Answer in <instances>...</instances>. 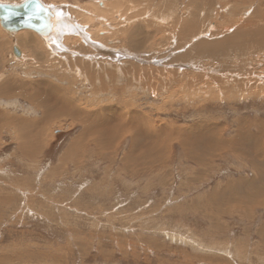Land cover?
<instances>
[{
  "label": "rangeland",
  "instance_id": "1",
  "mask_svg": "<svg viewBox=\"0 0 264 264\" xmlns=\"http://www.w3.org/2000/svg\"><path fill=\"white\" fill-rule=\"evenodd\" d=\"M41 1L76 28L0 21V264H264V0Z\"/></svg>",
  "mask_w": 264,
  "mask_h": 264
},
{
  "label": "bare ground",
  "instance_id": "2",
  "mask_svg": "<svg viewBox=\"0 0 264 264\" xmlns=\"http://www.w3.org/2000/svg\"><path fill=\"white\" fill-rule=\"evenodd\" d=\"M63 12V11H62ZM61 14V12L59 13L58 11H57V18H59V21H58V23H57V25L55 26V28H54V32L56 31V33H57V35H61L63 32H64V30H66L65 31V33H68L67 31L68 30H70V29H72V28H76L75 26H72L71 24H70V22L68 23H66V19L65 18H63V15H60ZM60 17H62V21H61V19H60ZM66 23V24H65ZM1 27V26H0ZM1 29V28H0ZM24 29H26V28H24ZM23 30V29H22ZM32 30H35V29H32ZM54 32H53V34H52V36L50 37V38H52L53 37V40H54V37H55V35H54ZM41 34V36L43 37V39L46 41V42H49V40H50V38L49 39H47L46 40V38H48L49 37V34H46V33H44V32H41L40 33ZM54 35V36H53ZM49 44H51L50 42H49ZM48 45V44H47ZM52 53V52H51ZM49 84V83H48ZM51 84V83H50ZM44 85H45V83H44ZM44 85H43V83H36V84H27L26 82H19L16 78H12L10 81H9V84L8 85H6V86H3V90H6L5 91V93L6 94H10V93H17V94H19V95H27V93L29 92L30 93V91L32 92V93H35L36 94V96H38V100H40L41 102H42V105H45L46 103H47V101H46V97L45 96H47V97H49V98H51L52 100L53 99H55V98H59L60 96H62V94H63V91H62V93H61V91L59 90V89H57V88H55V86H50L49 87V89H47V88H43L44 87ZM17 87H19V89L17 88ZM40 96H44V99H41L40 98ZM64 97H66L67 98V96H64ZM63 98V97H62ZM64 99V98H63ZM65 100V99H64ZM55 101V100H54ZM50 103V102H49ZM56 104V103H55ZM69 104H70V101H69ZM54 106V105H53ZM47 108V107H46ZM72 109V108H71ZM70 108H69V105L68 106H65L64 104L62 105V106H60L59 105V103H58V107H56V110L55 111H53V113H58L59 115H70V116H73V117H75V118H77L76 116H75V112L73 111V109L71 110ZM78 113V112H77ZM76 113V114H77ZM7 115H9V114H7ZM48 117V116H47ZM84 117V116H83ZM46 121V120H45ZM30 122V121H29ZM24 125H26V124H29L27 121H23L22 122ZM34 123L36 124V126L37 125H40V123L41 122H36V121H34ZM34 123L33 122H31L30 123V125L32 124V129L33 130H36V131H38V127H35L34 126ZM120 123V122H119ZM125 123V122H124ZM45 125V124H44ZM43 125V126H44ZM122 126V125H121ZM133 126H134V123H133ZM31 129V128H30ZM29 129V130H30ZM172 132V131H171ZM36 135H40V134H38V132H36L35 133V136ZM34 136V134L32 135V137ZM184 136H186V135H184ZM183 136V137H184ZM40 138H41V136H40ZM39 137H36V141H34V138L32 139V140H30L29 142L30 143H32V144H37V149H40L42 146H43V144L45 143L44 141H42L41 139H40ZM43 138V137H42ZM203 140V139H202ZM204 142V141H203ZM45 145V144H44ZM225 145V144H224ZM32 146V145H31ZM34 147V146H33ZM40 147V148H39ZM205 147V146H204ZM42 149V148H41ZM32 150H34V149H32ZM35 151H36V149H35ZM38 151V150H37ZM194 154V153H193Z\"/></svg>",
  "mask_w": 264,
  "mask_h": 264
},
{
  "label": "water",
  "instance_id": "3",
  "mask_svg": "<svg viewBox=\"0 0 264 264\" xmlns=\"http://www.w3.org/2000/svg\"><path fill=\"white\" fill-rule=\"evenodd\" d=\"M8 5V8L0 7L1 25L9 31H17L24 28L35 29L41 33L47 31L50 26V9L41 0H25L20 4L0 3ZM19 5V7H15ZM14 54H22L18 44H14Z\"/></svg>",
  "mask_w": 264,
  "mask_h": 264
},
{
  "label": "crops",
  "instance_id": "4",
  "mask_svg": "<svg viewBox=\"0 0 264 264\" xmlns=\"http://www.w3.org/2000/svg\"><path fill=\"white\" fill-rule=\"evenodd\" d=\"M12 78H15L14 76H12V77H10V79H8V80H5L4 82H3V86H6V85H8L9 84V81L12 79ZM18 88V87H17ZM5 91L6 90H4V93H5ZM6 94V93H5Z\"/></svg>",
  "mask_w": 264,
  "mask_h": 264
},
{
  "label": "snow or ice",
  "instance_id": "5",
  "mask_svg": "<svg viewBox=\"0 0 264 264\" xmlns=\"http://www.w3.org/2000/svg\"><path fill=\"white\" fill-rule=\"evenodd\" d=\"M0 7L8 8V5L0 4ZM15 7H19V5H16Z\"/></svg>",
  "mask_w": 264,
  "mask_h": 264
}]
</instances>
